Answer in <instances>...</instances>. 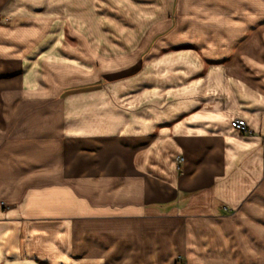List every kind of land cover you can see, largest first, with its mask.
I'll return each instance as SVG.
<instances>
[{
  "label": "crops",
  "instance_id": "1",
  "mask_svg": "<svg viewBox=\"0 0 264 264\" xmlns=\"http://www.w3.org/2000/svg\"><path fill=\"white\" fill-rule=\"evenodd\" d=\"M166 256L264 264V0H0V264Z\"/></svg>",
  "mask_w": 264,
  "mask_h": 264
},
{
  "label": "rangeland",
  "instance_id": "2",
  "mask_svg": "<svg viewBox=\"0 0 264 264\" xmlns=\"http://www.w3.org/2000/svg\"><path fill=\"white\" fill-rule=\"evenodd\" d=\"M171 19H173V17H171ZM70 42H72L71 40H69ZM187 48H175V49H166L164 50L162 53H169V52H177V51H182V50H186ZM126 71H124V73L122 72V74H116L114 75V77L112 78H101L100 81H98L101 86V90H115L118 92V96L116 98H113L115 99V102L117 100V104H118V107H122L124 106V102H125V96H124V91L126 90V81L128 79H132L133 77L136 78L137 74H139L141 71H142V67L140 66H133L132 68H128V69H125ZM118 71V70H117ZM154 70H148V72H153ZM106 72V71H102V74ZM147 72V71H146ZM104 77V76H103ZM120 79L118 83V85H114L115 82H112L114 80H107V79ZM135 83V81H133ZM137 83V82H136ZM140 82H138L139 84ZM130 85V83H128ZM109 85H114V86H109ZM74 90V89H73ZM112 92V91H111ZM71 93V91H68V94ZM115 93V92H114ZM66 94V95H68ZM64 95V96H66ZM107 101H109L107 99ZM177 243V242H176ZM148 251V250H146ZM151 251V250H149ZM137 260H140V258H134L133 259V264H135V261ZM144 260V259H143ZM148 262L149 264H154V259H148ZM147 262V264H148ZM164 263L165 264H188V261L186 260L185 257L181 256V257H164ZM146 264V263H145Z\"/></svg>",
  "mask_w": 264,
  "mask_h": 264
},
{
  "label": "built area",
  "instance_id": "3",
  "mask_svg": "<svg viewBox=\"0 0 264 264\" xmlns=\"http://www.w3.org/2000/svg\"><path fill=\"white\" fill-rule=\"evenodd\" d=\"M230 128L240 135H250L251 134L250 128L246 125V123L243 120L239 118H234L231 120Z\"/></svg>",
  "mask_w": 264,
  "mask_h": 264
}]
</instances>
